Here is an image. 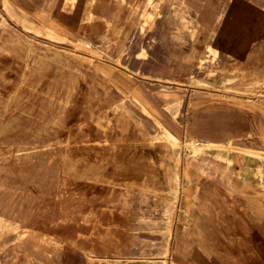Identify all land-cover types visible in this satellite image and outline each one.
<instances>
[{"label":"rangeland","instance_id":"obj_1","mask_svg":"<svg viewBox=\"0 0 264 264\" xmlns=\"http://www.w3.org/2000/svg\"><path fill=\"white\" fill-rule=\"evenodd\" d=\"M202 1L264 27V0H0V264H264V138L178 141L139 98L150 85L177 119L198 87L264 102L243 72L264 34L212 31ZM203 68L236 69L219 86ZM122 149L152 172H119ZM211 171L219 216L198 201Z\"/></svg>","mask_w":264,"mask_h":264},{"label":"crops","instance_id":"obj_2","mask_svg":"<svg viewBox=\"0 0 264 264\" xmlns=\"http://www.w3.org/2000/svg\"><path fill=\"white\" fill-rule=\"evenodd\" d=\"M219 9L218 6H214L212 3H206L204 1L199 2L197 4V17H199L204 24L213 26L212 31L219 30L226 38H231V40L237 36L248 38L258 37L264 34V27H258V16H253V14L247 11H239L232 17L220 21V11H217ZM262 24L264 26V22H262ZM234 69L236 68H203L202 81L204 84L208 83L209 80H206L205 73L212 70L215 74L212 80L213 84L222 86L232 78L231 73ZM143 72L149 73L150 71L143 70ZM243 72L248 75L255 74L259 80L264 82V68H243ZM153 73H155V71ZM217 73L218 75H216ZM200 74L201 69H198V83L201 82ZM164 75L165 78H169V74L164 73ZM151 90H153V88L150 85L140 86L138 92L140 94L139 98L143 99L150 106V109L154 108V112L159 110L157 113L160 119H162L169 130L179 138H193L201 145L214 146L229 143L241 144L248 139L264 138L263 101L257 103L243 98H236V96L232 94H217L214 92L211 94L208 89L198 87L195 94V104L189 102L187 98L182 102L184 118L172 119L165 111H163V115H161V109H157V104H160V102H158L156 94H153ZM136 92L135 88L134 93ZM165 103L166 102H164V104ZM227 124H230V126ZM206 131L208 133H206ZM208 138L210 140H208ZM3 146L0 145V148H4ZM210 175L211 176L208 177V180L204 183V191L199 195L198 201L201 204V210L204 216L223 215L216 211H218L219 206L226 207V205L220 202L223 198L220 196L219 187L226 182L227 178L224 172L215 176V172L211 171ZM4 184H7V182ZM8 194L7 191L0 193V200L7 201ZM5 214H7L6 211H0V216H5Z\"/></svg>","mask_w":264,"mask_h":264},{"label":"bare ground","instance_id":"obj_3","mask_svg":"<svg viewBox=\"0 0 264 264\" xmlns=\"http://www.w3.org/2000/svg\"><path fill=\"white\" fill-rule=\"evenodd\" d=\"M19 11V10H18ZM32 16V15H31ZM5 28V27H4ZM155 33V32H154ZM18 37H20V36H18ZM3 40V39H2ZM23 42V41H22ZM27 44V43H26ZM53 51V50H52ZM56 51H58V50H56ZM209 52V51H208ZM212 55V54H211ZM17 56V55H16ZM72 56V55H71ZM150 57V56H149ZM75 58V57H74ZM150 59V58H149ZM153 59V58H152ZM154 60V59H153ZM163 62V61H162ZM161 66V65H160ZM170 66V65H169ZM150 67V66H149ZM156 67H158V66H156ZM160 69V68H159ZM158 68H157V70H159ZM96 71V70H95ZM162 71H163V69H162ZM161 71V72H162ZM163 72H165V71H163ZM98 74H100V73H98ZM154 74V73H153ZM116 90V89H115ZM157 97V96H156ZM161 102V101H160ZM163 102V101H162ZM12 110H13V108H12ZM16 111V110H15ZM139 111V110H138ZM167 112V111H166ZM202 112V111H201ZM200 112V113H201ZM23 114V113H22ZM24 115V114H23ZM170 115V114H169ZM168 115V116H169ZM191 115V114H190ZM172 118V117H171ZM173 119V118H172ZM215 119V118H214ZM219 119H221V118H219ZM173 121V120H172ZM191 121V120H190ZM220 122H224V121H220ZM211 123V122H210ZM177 125H179L178 123H176ZM211 124H213V123H211ZM219 124V123H218ZM205 125V124H204ZM223 125V124H222ZM227 125H229L230 126V124H227ZM227 125H226V127H227ZM233 126V125H232ZM47 128V127H46ZM204 129H205V127H204ZM168 130V132L171 134V136L173 137V138H175L176 140H180V138L176 135V134H174L171 130H169V129H167ZM221 130V129H220ZM212 131V130H211ZM44 132V131H43ZM191 132V131H190ZM195 132H196V130H195ZM213 132V131H212ZM224 132V131H223ZM201 133V132H200ZM206 133H208L207 131H206ZM211 133V132H210ZM225 133V132H224ZM192 134H193V132H192ZM203 134V133H202ZM216 134H217V132H216ZM223 134V133H222ZM227 134H229V133H227ZM221 135V134H220ZM48 136V135H47ZM200 136V135H199ZM207 136V135H206ZM209 136V135H208ZM225 136V135H224ZM36 137V136H35ZM232 137V136H231ZM51 138V137H50ZM230 138V137H229ZM201 139V138H200ZM208 140H210L209 138H208ZM212 140V139H211ZM219 145H221V144H219ZM148 150V149H147ZM120 162L122 163L123 162V167H119V165H116L117 166V168H118V170H119V172H121V173H131V174H137V175H142V174H144V173H150V172H152V167H153V165H152V163L151 162H149V161H146V160H144V159H135L134 157H132L130 154H129V152H127V151H125V149H122V150H119L118 151V154H117V157H116V163L115 164H120ZM72 170H74V168H72ZM67 173V172H66ZM52 175V177H53V180L54 181H57L58 180V173H57V171L56 172H54L53 174H51ZM67 175V174H66ZM92 175H96V170H94L93 172H92ZM252 177V176H251ZM255 179V178H254ZM260 182V181H259ZM74 183V182H73ZM253 186V185H252ZM84 193H86V192H84ZM86 194H88V193H86ZM58 197V196H57ZM156 221V220H155ZM143 222V221H142ZM143 225V224H142ZM145 227V226H144ZM124 228H126V227H124ZM182 228V227H181ZM118 230H120V229H118ZM122 230V229H121ZM131 233V232H130ZM148 235V234H147ZM155 236V235H154ZM160 236H158V238H159ZM141 255V254H140Z\"/></svg>","mask_w":264,"mask_h":264}]
</instances>
